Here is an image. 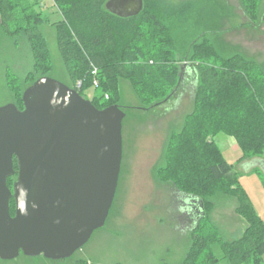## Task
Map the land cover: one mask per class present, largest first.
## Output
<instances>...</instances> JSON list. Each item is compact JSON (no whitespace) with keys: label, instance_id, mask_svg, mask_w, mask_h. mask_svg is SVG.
I'll return each instance as SVG.
<instances>
[{"label":"trees","instance_id":"1","mask_svg":"<svg viewBox=\"0 0 264 264\" xmlns=\"http://www.w3.org/2000/svg\"><path fill=\"white\" fill-rule=\"evenodd\" d=\"M52 1L61 14L54 21L42 0H0V35L21 37L33 58L23 76L7 70L3 89L10 102L23 109L26 88L42 76L52 77L48 26L55 31L64 83L99 109L120 105L126 112L123 133L130 115L170 106L190 74L193 108L169 132L155 170L159 182L195 200L199 208L203 204L181 264H263L264 221L215 137L224 133L235 139L242 151L238 162L259 159L264 164V63L221 41V23L231 14L224 2L143 0L139 14L119 16L107 9L108 0ZM239 2L251 22L260 20L264 0ZM123 82L130 84L128 94ZM128 97L137 104L123 105ZM14 168L18 173L16 157ZM15 180L16 175L8 178L11 189ZM262 180L264 185V175ZM223 198L238 200L235 213L247 223L242 236L232 241L223 238L212 219L217 200ZM10 206L14 215V199ZM111 214L112 208L105 226Z\"/></svg>","mask_w":264,"mask_h":264},{"label":"water","instance_id":"2","mask_svg":"<svg viewBox=\"0 0 264 264\" xmlns=\"http://www.w3.org/2000/svg\"><path fill=\"white\" fill-rule=\"evenodd\" d=\"M143 5V0L106 3L119 16L137 15ZM22 99L23 109L12 102L0 106V259L21 253L69 258L110 214L126 112L118 104L99 109L50 76L38 78ZM15 157L18 177L12 190L8 178L15 174Z\"/></svg>","mask_w":264,"mask_h":264},{"label":"rangeland","instance_id":"3","mask_svg":"<svg viewBox=\"0 0 264 264\" xmlns=\"http://www.w3.org/2000/svg\"><path fill=\"white\" fill-rule=\"evenodd\" d=\"M42 1L53 21L61 18L52 0ZM222 2L226 6L225 10L228 8L231 14L226 13L221 23V41L227 46L232 45L235 51L241 50L264 63V2L262 17L255 23L246 17L239 0ZM44 31L55 62V70L51 75L65 82L66 73L55 31L50 26ZM32 66V54L25 40L7 34L0 35V106L11 101L10 93L3 89L7 70L23 76ZM193 80L190 74L186 77L180 96L170 106H160L150 111L139 110L126 120L119 184L106 226L95 232L69 258L51 260L43 255L23 254L12 260L0 259V264H181L190 246V229L198 219H194L192 214L189 204L191 198L171 185L159 182L155 170L162 163L169 132L179 127L193 108ZM122 85L128 94L130 84L123 82ZM93 93L94 90H90L89 97ZM135 104L136 98L128 97L123 105ZM165 109L167 112L163 113ZM215 140L221 146L226 160L241 173L240 183L264 221V164L259 159L238 162L242 151L231 136L220 133ZM255 166L259 171L252 172ZM237 205L236 198L219 199L212 213L213 221L228 241L240 238L247 227L244 218L235 213ZM187 209L189 212L186 214ZM217 253L220 254L218 249Z\"/></svg>","mask_w":264,"mask_h":264},{"label":"flooded vegetation","instance_id":"4","mask_svg":"<svg viewBox=\"0 0 264 264\" xmlns=\"http://www.w3.org/2000/svg\"><path fill=\"white\" fill-rule=\"evenodd\" d=\"M14 175H16V180H17V177H18V173L15 171V174ZM16 180L13 182V184H12V190H13V188H14V183L16 182ZM12 199H14V197L12 198ZM11 199V200H12ZM15 200V199H14ZM185 202V201H184ZM186 203V202H185ZM190 205H191V211H192V214H193V216H194V219H198V217H199V208H198V206H197V204H196V201H194L193 199H191V203H189ZM187 205V204H186ZM197 208H198V210H197ZM187 212H189L188 211V209H187V211H186V214H187ZM189 214V213H188Z\"/></svg>","mask_w":264,"mask_h":264},{"label":"built area","instance_id":"5","mask_svg":"<svg viewBox=\"0 0 264 264\" xmlns=\"http://www.w3.org/2000/svg\"><path fill=\"white\" fill-rule=\"evenodd\" d=\"M96 71H97V70H96V69H94V70H93V74H95V73H96ZM80 85H81V82H79V83H78V86H80ZM95 85H98V82H97V81H95Z\"/></svg>","mask_w":264,"mask_h":264}]
</instances>
